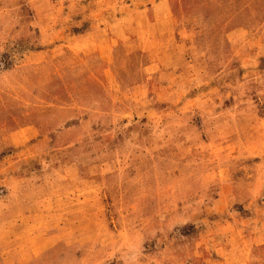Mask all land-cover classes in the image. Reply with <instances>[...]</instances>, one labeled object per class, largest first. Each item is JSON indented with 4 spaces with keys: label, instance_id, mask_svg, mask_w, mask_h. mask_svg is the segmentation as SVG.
I'll return each mask as SVG.
<instances>
[{
    "label": "rangeland",
    "instance_id": "374dc122",
    "mask_svg": "<svg viewBox=\"0 0 264 264\" xmlns=\"http://www.w3.org/2000/svg\"><path fill=\"white\" fill-rule=\"evenodd\" d=\"M0 264H264V0H0Z\"/></svg>",
    "mask_w": 264,
    "mask_h": 264
}]
</instances>
